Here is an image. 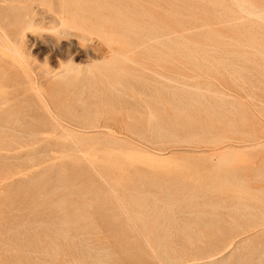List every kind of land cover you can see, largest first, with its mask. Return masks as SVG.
Masks as SVG:
<instances>
[{"label": "rangeland", "instance_id": "obj_1", "mask_svg": "<svg viewBox=\"0 0 264 264\" xmlns=\"http://www.w3.org/2000/svg\"><path fill=\"white\" fill-rule=\"evenodd\" d=\"M79 2L0 0V264H264V0Z\"/></svg>", "mask_w": 264, "mask_h": 264}, {"label": "bare ground", "instance_id": "obj_2", "mask_svg": "<svg viewBox=\"0 0 264 264\" xmlns=\"http://www.w3.org/2000/svg\"><path fill=\"white\" fill-rule=\"evenodd\" d=\"M244 2V1H242ZM73 6L74 9L69 11L67 8L63 9V16H62V22L60 25L62 26V30L57 31L58 34H64V35H71V34H77L81 36H87L90 34H93L95 32H99V35H102V37H109V35L104 31V29L101 27V24L98 22V16L97 12L91 13L90 18L91 21L88 23L89 26L86 27V24H84V13L82 5L80 4L79 0H73ZM245 10V9H243ZM245 12V11H244ZM250 18V17H249ZM257 19V18H256ZM59 25L58 23L55 24L54 27H57ZM59 25V26H60ZM32 30V29H31ZM30 31V30H29ZM50 31V30H49ZM97 43V42H96ZM118 43V42H117ZM119 44V43H118ZM93 45V44H92ZM96 46V45H95ZM115 57L113 60L109 61L107 65L110 66V64H113L118 59V54L115 52ZM111 58V57H110ZM112 59V58H111ZM108 60V59H107ZM241 88V87H240ZM247 97V96H246ZM241 125V124H240ZM241 141V140H240ZM257 144V143H256ZM235 149V148H234ZM230 151V150H229ZM227 152V151H226ZM231 152V151H230ZM216 153V152H215ZM220 153V152H218ZM222 153V152H221ZM233 153V151H232ZM231 153V154H232ZM162 155V154H161ZM229 155V154H228ZM231 156V155H229ZM217 164V163H216ZM220 164V163H219ZM261 231V230H260ZM238 245V244H237Z\"/></svg>", "mask_w": 264, "mask_h": 264}]
</instances>
